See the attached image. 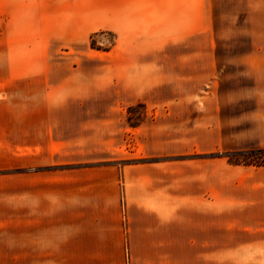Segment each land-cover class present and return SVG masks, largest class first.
Wrapping results in <instances>:
<instances>
[{"label": "crops", "instance_id": "obj_1", "mask_svg": "<svg viewBox=\"0 0 264 264\" xmlns=\"http://www.w3.org/2000/svg\"><path fill=\"white\" fill-rule=\"evenodd\" d=\"M227 3H115L116 42L105 66L112 70L115 98L72 100V107L109 109L92 121L77 116L74 134L60 147L66 155L100 157L68 161L71 168L51 182L50 196L57 200L49 205L51 261L54 251L63 250L65 259L56 258V264H126L127 250L130 264H217L219 172L218 159L211 156L218 149L219 110L225 105L217 11ZM258 59L257 53H244L236 62L249 67ZM134 107L152 114L129 127L125 109ZM75 133L100 140L90 146ZM10 147V127L0 121L1 165ZM124 155L161 161L123 164ZM257 209L264 218V200ZM33 251L34 257L41 252ZM20 254L24 263L18 264H27L25 246L18 247Z\"/></svg>", "mask_w": 264, "mask_h": 264}, {"label": "rangeland", "instance_id": "obj_2", "mask_svg": "<svg viewBox=\"0 0 264 264\" xmlns=\"http://www.w3.org/2000/svg\"><path fill=\"white\" fill-rule=\"evenodd\" d=\"M117 1L0 0V121L10 127L11 146L7 162L0 164V201L4 202L0 262L4 264L24 263L18 255V247L23 246L27 264L65 259L63 250L54 251L52 261L50 256L49 205L57 204L50 196L51 182L71 168L68 161L100 157L59 150L65 137L74 134L77 116L92 121L109 109L72 107V100L115 98L112 70L105 66L116 42ZM259 1L257 5L250 0L249 6L247 0H228L217 11L225 95L219 110L223 127L218 149L211 156L218 159L219 172L217 264H264V218H259L257 209L258 201L264 200V165H259L264 153H256L264 152V0ZM244 53L259 55L255 66L236 62ZM151 114L142 107L126 108V124L137 126ZM75 137L86 138L90 146L100 140L92 133H75ZM123 157L119 161L123 164L161 161ZM22 191L25 195L19 198ZM120 202L124 211V194ZM19 205L24 209L18 210ZM34 248L40 249L39 256L34 257ZM125 259L130 264L127 250Z\"/></svg>", "mask_w": 264, "mask_h": 264}, {"label": "trees", "instance_id": "obj_3", "mask_svg": "<svg viewBox=\"0 0 264 264\" xmlns=\"http://www.w3.org/2000/svg\"><path fill=\"white\" fill-rule=\"evenodd\" d=\"M256 153H259V154H261V153H264L263 151H258V152H256ZM252 154H254V152H251V153H246V154H242V155H244L245 157H247L248 155H252ZM259 165H264V162H262V163H259Z\"/></svg>", "mask_w": 264, "mask_h": 264}]
</instances>
